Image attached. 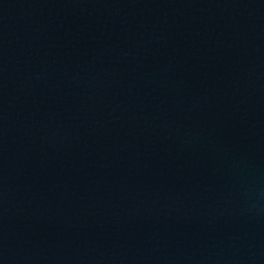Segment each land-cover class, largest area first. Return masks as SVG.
<instances>
[{
	"label": "water",
	"instance_id": "1",
	"mask_svg": "<svg viewBox=\"0 0 264 264\" xmlns=\"http://www.w3.org/2000/svg\"><path fill=\"white\" fill-rule=\"evenodd\" d=\"M0 264H264V0H0Z\"/></svg>",
	"mask_w": 264,
	"mask_h": 264
}]
</instances>
